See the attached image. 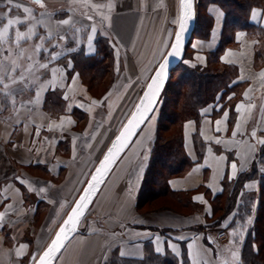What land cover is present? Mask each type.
Wrapping results in <instances>:
<instances>
[{
	"label": "crops",
	"instance_id": "1",
	"mask_svg": "<svg viewBox=\"0 0 264 264\" xmlns=\"http://www.w3.org/2000/svg\"><path fill=\"white\" fill-rule=\"evenodd\" d=\"M88 2L89 6L85 7L73 0H41L43 7H40L34 0H11V3L9 0H0V30L9 19L24 21L10 28L6 42L0 44V61H3L8 72H11L14 60L20 65L14 74L19 77L29 63L37 60L40 64L49 63L53 53H62L59 59L49 63L47 69L36 72L40 80L31 90L20 92L22 97L16 101L15 107H5L8 105L6 100H10L11 104V97L2 98L0 142L10 151L17 146L24 149L21 161L24 166H47L51 179H60L61 185L69 180L74 181L69 186L72 192L67 193L66 185L63 197L60 191L53 209V202L46 197V191L40 192L49 206L39 220L37 233L29 229L26 235L21 231L14 237L13 232L19 225L16 222L23 219V214H28V218L32 219L37 213V206L24 205L18 173L0 178V214H3L0 217V264H22L29 260V255L36 249L35 245L43 242V239L39 240L41 230L51 237L98 160L132 112L150 75L168 50L177 27L178 22L174 21H178L179 17V0ZM90 5L101 7L93 9ZM108 5H111L110 9ZM24 7L31 9V14L25 13ZM254 9L258 13L255 19L252 18ZM41 13L50 14L48 25L53 38L45 40L43 44L48 52L42 51L37 57L36 45L41 42V37L48 36L45 27L37 26V35L19 45L14 41L17 30L27 32L40 20ZM206 13L211 18L209 32L205 37L200 31L193 33L181 63L189 67H205L209 55L216 52L218 62L233 66L236 73L226 91H219L214 101L200 108L198 121L188 119L182 123L183 151L192 165L182 176L168 180L170 190L191 192L192 201L200 209L187 214L172 210L149 213L136 211L135 196L154 138L153 127L139 150L133 151L136 137L117 160L87 210L90 211V217L85 231L77 232L66 242L54 264H102L114 249H118L119 254L124 251L126 255L123 258L141 259L150 248L157 254L169 251L179 261L184 251L190 264V243L195 244L201 252V258L207 260L208 264H241L243 235L236 241L228 239V231L220 234V237L212 228H196L211 217L210 200L221 192L222 181H232L239 173L248 170L261 145L259 141L264 139V76L260 75L264 72V55L262 58L256 56L259 41L243 30H236L232 35V43L218 50L224 12L219 6L209 4ZM105 16L108 19H103ZM69 17L73 21L71 26L57 27L59 21ZM248 21L254 26L264 27V6L253 8ZM93 24L98 31L92 42V50H89L87 36L91 34ZM75 29L83 31L77 33ZM238 33L242 34L239 39ZM61 35H66L67 40H61ZM98 36L106 39L111 48V73L114 79L108 81L103 93L92 97L79 73L73 70L67 54L81 51L84 57H92L96 53ZM54 44L57 47L53 48ZM29 57L32 59L29 60ZM52 69L58 70L55 76ZM53 84L56 85L55 91L48 87ZM18 85L24 88L23 84ZM44 87H48V90L44 91ZM38 90L42 94V101L37 99ZM49 92L56 93L63 102L56 119H51L50 110L44 108ZM65 96L67 99H64ZM22 104L26 107H21ZM237 105H241L239 111ZM225 112L228 114L226 120ZM80 113L87 119L82 130L76 132L74 127L77 123L73 116ZM217 121H222L220 131H217ZM234 131L237 132L235 136ZM253 131L256 133L255 138L252 137ZM63 136L69 138V151L55 155ZM217 140L221 142L216 143ZM220 157L224 159L220 160ZM232 163L237 166L236 175L229 179ZM28 177L24 179L29 181ZM50 183L56 189V184ZM25 187L23 185V190ZM244 189L257 191V181H247ZM197 197L200 199H194ZM157 236L165 243L157 244ZM179 237L183 239H177ZM5 241L9 242V247ZM168 241L176 245L175 252L168 246ZM22 245L25 246L23 249ZM157 247L161 248L160 252L156 251Z\"/></svg>",
	"mask_w": 264,
	"mask_h": 264
},
{
	"label": "trees",
	"instance_id": "2",
	"mask_svg": "<svg viewBox=\"0 0 264 264\" xmlns=\"http://www.w3.org/2000/svg\"><path fill=\"white\" fill-rule=\"evenodd\" d=\"M209 4L219 6L224 12L223 31L218 50L232 43V35L236 30H243L250 36L256 37L259 41L256 56L262 58L264 55V27L252 25L248 21V16L253 8H262L264 0H195L194 33L200 31L203 37L207 36L211 26V18L206 13V7ZM111 54V48L107 44L106 39L98 36L96 39L95 55L84 57L81 51H72L67 54V57L72 62L73 70L77 71L80 77L83 72H86L87 75L97 78L104 72V67L101 66L102 63L110 60ZM235 73L236 71L233 66L222 65L218 62L216 52L209 55L205 67H189L180 62L174 70V78L176 80V86H174V90L172 91L174 94V107L169 110L164 118V122L166 125L169 124L168 126L171 128L178 126V133L174 134V136L173 134L169 136V129L166 128V125H160L161 117H159L155 129L153 146L146 162L142 181L135 196L136 211L141 210L144 206L149 205L160 197L172 198L175 204L178 205V208L174 207V211L180 209L193 213L200 209V206L192 201L191 192H175L168 187V180L170 178L182 176L192 165V162L183 151L182 123L188 119L198 121L200 108L214 101L219 91H226ZM169 82L170 78L161 94V97L163 96V108L166 98L165 91ZM54 95L51 92L47 94L44 108L49 111V107L54 106L57 107L59 113L63 102L59 97L55 98ZM51 112H54V110H51ZM160 131L163 134H168L166 135L167 137H161ZM253 179H257L258 182L256 198L252 200V205L244 204L239 199V196L247 193L244 191V184ZM224 197L226 198L225 203L222 208L217 210L215 203ZM263 197L264 145H260L256 157L248 170L239 173L232 181L226 179L222 181L221 192L210 200L211 217L206 218V223L198 226L196 230H205L206 228L218 226L227 216L232 214V219L228 223L227 229L237 228L240 225L245 227L240 252L241 264H264V257L262 256L264 252ZM160 210L165 209L159 207L156 211ZM166 210L172 209L168 208ZM216 211L219 212L217 216H215ZM244 216L245 218L243 219ZM248 219L249 221H246ZM84 231L79 230L78 232L83 233ZM102 264L189 263L184 251L182 252L181 261H179L169 251H166L164 254H157L150 248L147 255L141 259L118 257L114 249Z\"/></svg>",
	"mask_w": 264,
	"mask_h": 264
},
{
	"label": "snow or ice",
	"instance_id": "3",
	"mask_svg": "<svg viewBox=\"0 0 264 264\" xmlns=\"http://www.w3.org/2000/svg\"><path fill=\"white\" fill-rule=\"evenodd\" d=\"M34 2L37 3L40 7H43L41 0H34ZM73 2L80 3L85 7L89 6L88 0H73ZM9 3H11V0H9ZM179 5H180V15L178 17V21H174V23L176 22L179 23V30L176 32L175 42L172 43L171 45V51L168 52L167 56L163 57L164 62L159 64L158 69L155 71V75H153L150 78V82L147 84V90L144 92V95L141 97L140 103L137 104L136 110L132 113L131 118L128 120L127 124L124 125L123 129L121 130L120 135L116 136L115 140L112 142V146L109 147L107 153L104 155V158L100 161L99 165L96 167V170L91 175V179L87 182V186L84 188L83 193L80 195V198L76 201L75 206L72 207L71 212L68 214L67 218L64 220L59 230L56 232L55 237L52 239L47 249L43 252L42 255H40L38 264H53V260L56 258L57 253H59L63 248L65 241L68 240L69 238V235L75 232L76 226L78 225L80 218L84 215V211L87 208L88 204L90 203L92 196L96 193L98 186L103 183L104 177L108 174L110 170V166L116 162L119 153L122 152L128 146V141L133 135L136 134L135 130L145 122L147 114L153 110V105L156 102V98L165 79L166 69L169 63V57H175L180 55L182 37L184 33H186L188 30L189 21L193 19L192 0H179ZM90 6L93 9L101 7L100 5H90ZM16 7H20V6L16 5ZM108 7L110 9L111 5H108ZM23 10L25 13L28 14H31L32 12V10L27 7H24ZM220 15L222 16L223 14L221 13ZM257 15L258 13L254 9L252 12V18L255 19ZM50 18H51L50 14L41 13L40 20L36 21V23H34L31 27H29L27 32H20L19 30H17L14 42L17 45H19L24 40L31 39L37 35V33L35 32V28L37 26L45 27L46 30H48V36L40 38L41 42L36 45V53H37V57L42 51L44 53H47L48 49H45L43 47V44L45 40H50L53 38V33L49 29V25H48V20ZM88 19L92 20V17L88 16ZM103 19L106 20L108 19V17L105 16L103 17ZM23 23L24 21L20 19H16V20L9 19L7 24L4 25L3 29L0 30V44L6 42L10 28H12L14 25H20ZM72 24L73 21L71 17H69V19L59 21L57 27L64 25L71 26ZM75 31L79 33L83 31V29H75ZM97 31L98 29L93 24L91 26V34L87 36L89 50H92V42L95 38ZM240 35L242 34L240 33L237 34L238 39ZM60 39L66 41L67 37L66 35H61ZM165 43H167V41ZM52 47L55 48L57 47V45L54 44L52 45ZM61 55L62 53H53L51 55V60L49 61V63L55 62L57 59L60 58ZM28 59L31 60L32 58L29 57ZM221 59L222 61L224 60L223 57ZM49 63L40 64L38 63V60L29 63L27 68H25L21 72L20 76L16 77L14 74L17 68L20 67V65L15 60L12 61V65H13L12 70L11 72H8L3 61H0V101H2V98L11 97V103L13 107H15L17 92H22L24 90H31V88L37 83V81L40 80V77L36 75V72H38L40 69H47L49 67ZM69 67H71V64H69ZM57 71H58L57 69H52L53 76L56 75ZM260 75L264 76V72L260 73ZM5 78H7L8 80L7 83H5ZM18 84H23L24 88L13 89V86ZM48 87H50L52 91L56 90V85L54 84L49 85ZM48 87H44V91H47ZM245 95H247V93ZM37 99H40L42 101V94L39 90L37 91ZM64 99H67V96H65ZM21 107H26V105L22 104ZM240 108L241 105H237V111H239ZM227 115H228L227 112H225V120L227 119ZM221 123L222 121L216 122L217 131H220L219 125ZM238 128H239V124L237 125V130ZM236 134L237 132L234 131L233 136H235ZM255 135L256 133L255 131H253L252 137L255 138ZM220 142L221 141L219 140L216 141V143H220ZM259 143L261 145H264V139L260 140ZM219 159L223 160L224 157H220ZM231 168H232V175L229 176V179H232L236 175V168H237L236 164L232 163ZM242 169H243V164L241 165V170ZM246 187H249V185H246ZM29 190L31 191V188ZM129 191H131V189H129ZM39 192L43 193L45 192V189L40 188ZM194 199H200V198L197 197ZM63 206L64 205L62 204L61 208H63ZM2 215L3 214H0V217H2ZM229 219H231V217ZM177 239H183V237H179ZM155 242L157 244L165 243V241H162L159 236L155 238ZM167 243L168 246L175 252L176 245L171 243L170 241H168ZM24 247L25 246L23 245L21 246L22 249ZM188 250H189L188 256H189L190 264H208L207 260H203L201 258V252L196 249L194 243H190L188 245ZM156 251L160 252L161 248L157 247ZM35 255L36 254H33V259H35ZM120 255L123 257L126 255V253L124 251H121ZM233 259H235V254H233Z\"/></svg>",
	"mask_w": 264,
	"mask_h": 264
},
{
	"label": "rangeland",
	"instance_id": "4",
	"mask_svg": "<svg viewBox=\"0 0 264 264\" xmlns=\"http://www.w3.org/2000/svg\"><path fill=\"white\" fill-rule=\"evenodd\" d=\"M104 67V72H102V75L99 77H91L90 75H87L86 72H83L81 75V79L83 84L86 86L87 91L90 93V95L92 97H98L101 93L104 92L108 81L109 80H113L114 76L111 73V58L110 60H107L105 62L102 63V65ZM106 66H108L107 68H105ZM68 73V72H67ZM174 86H176V80L174 78V70L172 71L171 75H170V82L169 85L166 88L165 91V105L164 108L162 107V102H163V96L159 99L158 104L155 108V110L153 111L152 115L149 117V119L147 120V122L145 123L144 127L140 130L136 140H135V145L133 146V151L134 150H139L140 146L142 145L143 142H145L147 140V136L150 135V132L152 130L153 127H155L154 129H156V125H157V121L159 119V117H161V121H160V125H166V123L164 122V118L167 115V113L169 112L170 109H172L174 107V94L172 93V91L174 90ZM13 89H21V85H14ZM53 93V92H52ZM54 94V93H53ZM56 94V93H55ZM20 92H17L16 94V101H19L20 98L22 96H20ZM25 96V93L23 95V97ZM58 95H54V97L56 98ZM58 98V97H57ZM3 102V101H2ZM6 102H8V105H5L6 103H3L5 105V107L11 106L12 103L10 104V100H6ZM17 102H15L16 104ZM56 108V109H55ZM50 110V115H51V119H56L58 116V109L57 107H49ZM51 110H54V112H51ZM48 111V110H46ZM56 115V116H54ZM53 116V117H52ZM74 117V120H76V126L74 127V130L76 132H80L82 130V127L84 126L87 117L80 113V114H76ZM128 118V117H127ZM126 118V119H127ZM170 118V117H169ZM169 124L166 125V128L169 129L168 130V134L169 136L171 134H177L178 132V126H175L173 128H171L170 126H168ZM168 126V127H167ZM161 130L162 127H160ZM168 134H163L162 131H160V135L161 137H167L166 135ZM155 137V131H154V135ZM69 138L67 136H63L62 139L60 140V143L57 148V151L55 153V155H59V154H63L64 152H68L69 151ZM153 142H154V138L152 141V145L151 148L153 146ZM138 148V149H137ZM150 150L148 151L147 157H146V162L148 160V157L150 155ZM67 149V150H66ZM23 154H24V149H21L20 147H16V149L14 150H8L7 146H5L2 142H0V178L2 176H8L11 173H18L20 175V179H19V185L22 189V194L24 197V205L33 207L34 205L37 206V213L33 216V218H28V214H23V219L18 220L16 223L19 224L17 226L16 231L13 232L14 237H17L21 231L22 233L24 232V234L26 235L28 233L29 229L34 230V233H37V225L40 222L39 220L42 218V216L46 213L47 211V206L48 203H46V201L44 200V198L41 196V193L39 192L40 188H44L47 194V198L49 197V199L51 200V202H53V205L51 206V209H53V207L55 206L54 204L57 202L55 201L56 199H59L60 196V191H61V197L64 196V187L66 185L67 187V193L72 192L70 187L71 184H73L74 181H68L64 184H60V179H51L48 170H47V166H24L21 161L23 160ZM66 154V153H65ZM19 157V159L15 160V158ZM262 170V169H261ZM62 171V170H61ZM76 174L71 175L70 179L75 177ZM29 176V177H28ZM29 178V181H27L24 178ZM256 180L257 179H253ZM50 181L54 182L56 184V189L53 187V185H51ZM26 185V189H30L31 191H26V189L23 190V185ZM258 184V182H257ZM57 190H59L57 192ZM245 192L247 193H243L244 195H240L239 199L242 200V202L244 204H249L252 205V200H254L256 198V192L253 191H248L245 190ZM264 198V197H263ZM226 198H222L219 199L215 205H216V209L218 210L219 208H222L223 204L225 203ZM178 205L175 204L174 200L172 198L169 197H160L155 199V201H153L152 203H150L149 205L144 206L141 210L137 211L139 213H149V212H153L159 208L162 207L165 210L168 208H171L174 211V207H177ZM29 208V207H28ZM178 208V207H177ZM29 210V209H28ZM178 210L177 212H181L182 214H187L189 213L188 210H180V209H176ZM219 214V212L216 211L215 216H217ZM90 217V211H86V214L84 216V218L82 219L78 231L79 230H84V228L87 226L86 222L88 220V218ZM231 217L232 219V214H230L229 216H227L223 222H221L220 225L218 226H213L212 229L216 232L220 234H225L227 231L229 232L228 235V239L230 240H238L242 237L243 233L245 232V227H242L241 225L239 227H235L233 229L228 230L227 226L228 223L231 221V219H229ZM245 218V216L243 217V219ZM246 221H249L246 220ZM44 225V224H43ZM56 230V229H55ZM55 232V231H54ZM54 232L52 233V235L54 234ZM7 236V233H5ZM39 240L43 239L42 244L36 246L35 251L29 255L30 259L29 260H25L22 262V264H33L34 260L36 259V257L38 256V254L41 252V250L45 247V245L48 243V241L51 239V237L49 238L48 233L44 234V231H40L39 232ZM46 235V236H45ZM45 236V237H43ZM221 237V236H220ZM219 237V238H220ZM49 238V239H48ZM29 241H31V239H28ZM5 245L7 247H9V242L5 241ZM116 254L118 257H121V255L119 254L118 249H115ZM33 254L35 255V259H33ZM264 257V252L263 255ZM123 258V257H121ZM107 260V259H106ZM105 262V261H104Z\"/></svg>",
	"mask_w": 264,
	"mask_h": 264
},
{
	"label": "water",
	"instance_id": "5",
	"mask_svg": "<svg viewBox=\"0 0 264 264\" xmlns=\"http://www.w3.org/2000/svg\"><path fill=\"white\" fill-rule=\"evenodd\" d=\"M194 1H195V0H192V13H193V19H192L191 21H189V24H188V30H187L186 33H184V35H183V37H182V43H181V49H180V55H179V56H175V57H169V63H168V67H167V69H166V75H165V79H164L163 85H162V87H161V89H160V91H159V93H158V96H157V98H156V102H155V104L153 105V110L150 111V112L147 114V117H146V119H145V122L147 121V119L152 115L153 111L155 110V108H156V106H157V104H158L159 98H160V96H161V93H162V91H163V89H164V87H165V84H166L167 80L170 78V75H171L172 71L175 70V69L177 68V66L180 64V62L182 61L183 56H184V52H185V48L187 47V45L189 44V41H190L191 38H192V35H193V33H194V25H195V8H194ZM179 15H180V5H179ZM178 30H179V23H177V27H176V30H175L174 35H173V37H172V40H171L170 46H169L168 50L166 51V53L164 54L163 57L167 56V55H168V52L171 51V45H172V43L175 42V35H176V32H177ZM163 57H162V59L160 60V62L158 63V65L156 66V68L153 70L152 74L150 75V77H149V79H148V81H147V83H146L144 89L142 90V92H141V94H140V96H139V99H138V101L136 102V104H135V106H134L132 112L129 114L128 118L125 120V122H124L123 125L121 126L120 130L118 131V133H117V134L115 135V137L112 139L110 145H109L108 148L105 150L103 156L98 160L97 164L95 165V167L93 168L92 172L90 173V176H89L88 179L85 181V183H84V185L82 186L80 192L78 193V195H77L76 198L74 199L72 205L70 206V208L68 209L67 213L65 214L64 218L62 219V221L60 222V224H59L58 227L56 228V230H55L54 234L52 235L51 239L48 241V243L45 245V247H44V248L41 250V252L38 254V256H37L36 259L34 260L33 264H38V261H39V257H40V255H42L43 252L47 249L48 245L51 243L52 239L55 237L56 232L59 230V228H60V226L63 224L64 220L67 218L68 214L71 212L72 207L75 206L76 201L80 198V195L83 193L84 188L87 186V182L91 179V175L95 172L96 167L99 165L100 161L104 158V155L107 153L109 147L112 146V142L115 140L116 136L120 135V132H121V130L123 129L124 125H126L127 122H128V120L131 118L132 113L136 110V106H137V104L140 103L141 97L144 95V92L147 90V84L150 82V78H151L153 75H155V71L158 69L159 64L164 62ZM145 122H144V123H145ZM144 123L141 124V125L139 126V128H137V129L135 130V133H136V134H137L138 131L141 129V127L144 125ZM136 134L133 135V136L130 138V140L128 141V146L131 144V142L133 141V139H134V137L136 136ZM128 146H127V147H128ZM127 147H126V148H127ZM126 148H125L122 152L119 153V156L117 157L116 162H117V160L120 158V156L123 154V152L126 150ZM116 162H115V163H116ZM115 163L112 164V165L110 166V170H109L108 174L104 177L103 183L100 184V185L98 186L96 193L92 196L90 203L88 204L87 208H86L85 211H84V215L80 218L79 223H78V225L76 226V230H75V232H73V233H71V234L69 235L68 240H69L74 234H76V233L78 232L79 225H80L82 219L84 218V216H85V214H86V211L88 210V208L90 207L92 201L94 200V198H95L96 195L98 194V192H99L101 186L104 184L105 180L107 179V177H108L109 173L111 172L112 168L114 167ZM68 240L65 241L64 246H65V244H66V242H67ZM64 246H63V248H64ZM63 248H62V249H63ZM62 249H61V251H62ZM61 251H60V252H61ZM60 252H59V253H60ZM59 253H57V255H58ZM57 255H56V257H57ZM54 260H55V259H54ZM54 260H53V264H54Z\"/></svg>",
	"mask_w": 264,
	"mask_h": 264
},
{
	"label": "bare ground",
	"instance_id": "6",
	"mask_svg": "<svg viewBox=\"0 0 264 264\" xmlns=\"http://www.w3.org/2000/svg\"><path fill=\"white\" fill-rule=\"evenodd\" d=\"M173 35H174V34H173ZM173 35H172V36H173ZM168 81H169V79L167 80V82H168ZM167 82H166V84H165V87H166V85H167ZM165 87H164V88H165ZM163 90H164V89H163ZM162 92H163V91H162ZM161 94H162V93H161ZM159 99H160V98H159ZM148 119H149V118H148ZM148 119H147V120H148ZM146 122H147V121H146ZM146 122H145V123H146ZM145 123H144V124H145ZM143 126H144V125H143ZM143 126L141 127V129L143 128ZM141 129H140V130H141ZM140 130L138 131V133H137L136 136L134 137L133 141L135 140V138H136L137 135L139 134ZM133 141H132V142H133ZM132 142H131V144H132ZM131 144H130V145H131ZM130 145H129V146H130ZM123 154H124V153H123ZM123 154H122V155H123ZM92 202H93V201H92ZM91 204H92V203H91ZM90 206H91V205H90Z\"/></svg>",
	"mask_w": 264,
	"mask_h": 264
}]
</instances>
